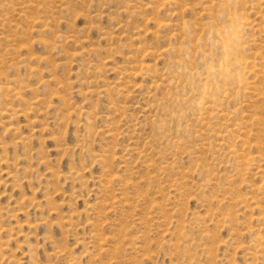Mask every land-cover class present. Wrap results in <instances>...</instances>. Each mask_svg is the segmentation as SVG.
<instances>
[{
	"label": "rangeland",
	"instance_id": "obj_1",
	"mask_svg": "<svg viewBox=\"0 0 264 264\" xmlns=\"http://www.w3.org/2000/svg\"><path fill=\"white\" fill-rule=\"evenodd\" d=\"M0 264H264V0H0Z\"/></svg>",
	"mask_w": 264,
	"mask_h": 264
},
{
	"label": "clouds",
	"instance_id": "obj_2",
	"mask_svg": "<svg viewBox=\"0 0 264 264\" xmlns=\"http://www.w3.org/2000/svg\"><path fill=\"white\" fill-rule=\"evenodd\" d=\"M224 15L228 22L211 24L188 57L186 87L205 100L222 94L237 78L235 53L243 43L245 20L239 13L229 18L228 10Z\"/></svg>",
	"mask_w": 264,
	"mask_h": 264
}]
</instances>
